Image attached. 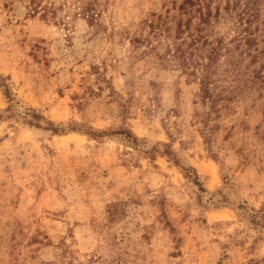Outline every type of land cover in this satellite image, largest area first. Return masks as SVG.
Here are the masks:
<instances>
[{
  "label": "rangeland",
  "instance_id": "obj_1",
  "mask_svg": "<svg viewBox=\"0 0 264 264\" xmlns=\"http://www.w3.org/2000/svg\"><path fill=\"white\" fill-rule=\"evenodd\" d=\"M34 1L0 0V264H264V46L227 0L214 111L164 53L197 5Z\"/></svg>",
  "mask_w": 264,
  "mask_h": 264
},
{
  "label": "trees",
  "instance_id": "obj_2",
  "mask_svg": "<svg viewBox=\"0 0 264 264\" xmlns=\"http://www.w3.org/2000/svg\"><path fill=\"white\" fill-rule=\"evenodd\" d=\"M203 0H185V4L197 5L198 21L194 27V32L189 30L190 20L182 23L179 19L176 25V38L179 40L174 43L173 47L169 46L164 52L169 60H177L176 63L183 71L193 75L199 85V97L203 104H208L211 111L215 110L216 102L221 98L219 91H216L215 69L217 61L222 53H227L230 49L229 41L224 40L223 36L210 35V30L207 28L211 23V17L217 18L220 15L219 8L212 9ZM32 12L37 10L35 1L29 0ZM184 5L181 6L183 8ZM262 7V8H261ZM261 9H264V0H227L223 6V10L233 19V27L236 32L233 39L237 40L238 44H243L245 52L251 49H258V43L263 42L264 46V17L261 15ZM43 10H46L45 8ZM186 29V38L181 37L183 29ZM256 60V55L251 57V61ZM234 65L236 60H230ZM258 77L262 74L257 73ZM215 89V90H214ZM5 94L9 97V91L6 88ZM33 116H39L34 113ZM40 127L39 123H34ZM46 128V127H45ZM49 129L53 133L61 131L60 128L53 126L49 122ZM94 134V133H93Z\"/></svg>",
  "mask_w": 264,
  "mask_h": 264
}]
</instances>
